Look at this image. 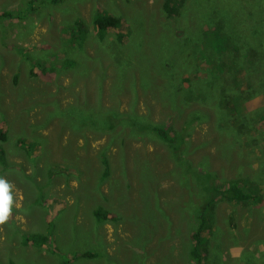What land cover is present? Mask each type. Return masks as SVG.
I'll return each mask as SVG.
<instances>
[{
    "label": "rangeland",
    "instance_id": "374dc122",
    "mask_svg": "<svg viewBox=\"0 0 264 264\" xmlns=\"http://www.w3.org/2000/svg\"><path fill=\"white\" fill-rule=\"evenodd\" d=\"M163 1L0 0V264H198L233 181L200 264H264V0Z\"/></svg>",
    "mask_w": 264,
    "mask_h": 264
},
{
    "label": "trees",
    "instance_id": "16d2710c",
    "mask_svg": "<svg viewBox=\"0 0 264 264\" xmlns=\"http://www.w3.org/2000/svg\"><path fill=\"white\" fill-rule=\"evenodd\" d=\"M57 1V0H53ZM185 0H164L163 1V10L168 16H172L178 9V5L183 4ZM10 13L8 11H4L0 13V18L7 17ZM93 29L96 30L98 36L102 37L110 28H114L118 32H116L117 37L121 39L123 37V24L118 17L111 16V15H96L93 18ZM103 38V37H102ZM150 130L154 131V133L163 141L167 142L169 145L173 142L171 141L173 138L168 136V133L165 129L160 128L158 126H147ZM1 138H4V132L0 131ZM21 145L25 142L23 140L20 141ZM105 163V161H104ZM0 164H5L3 150L0 149ZM214 194L212 197L208 196L207 200H204L203 206L197 212L198 219H199V227L193 233V240L195 241V246L192 252L193 257L196 258L198 264H200L202 260V255L199 253L198 246L201 242V233L205 227V210L211 207V205L218 199H225L230 202H247L250 200L255 199L252 197L248 192H246L241 183L238 181H233L228 183L227 185H218L215 184L213 186ZM94 214L98 217H102V212L100 209H96ZM22 243L23 244H32L36 246H42L46 241L47 237L43 235H27L22 234ZM84 255L92 256L91 253H83Z\"/></svg>",
    "mask_w": 264,
    "mask_h": 264
},
{
    "label": "clouds",
    "instance_id": "9594fccd",
    "mask_svg": "<svg viewBox=\"0 0 264 264\" xmlns=\"http://www.w3.org/2000/svg\"><path fill=\"white\" fill-rule=\"evenodd\" d=\"M13 185L4 178H0V224H4L11 215Z\"/></svg>",
    "mask_w": 264,
    "mask_h": 264
},
{
    "label": "crops",
    "instance_id": "0c3cea01",
    "mask_svg": "<svg viewBox=\"0 0 264 264\" xmlns=\"http://www.w3.org/2000/svg\"><path fill=\"white\" fill-rule=\"evenodd\" d=\"M253 197V196H252ZM255 200H257V198H255V199H253V200H250V201H247V202H251V201H255ZM247 202H244V203H247ZM239 203H241V202H239ZM207 210H209V208L207 209ZM205 215H206V217H210V213H206L205 212ZM206 217H205V219H206ZM197 219H198V215H197ZM198 221H199V219H198ZM194 233V232H193ZM193 233H192V235H193ZM203 233V232H202ZM202 233H201V235H202ZM195 242V241H194Z\"/></svg>",
    "mask_w": 264,
    "mask_h": 264
}]
</instances>
